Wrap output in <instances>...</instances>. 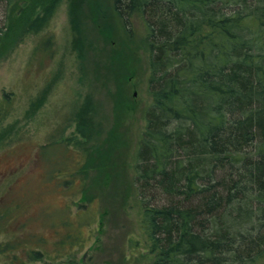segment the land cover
<instances>
[{"label":"trees","instance_id":"obj_1","mask_svg":"<svg viewBox=\"0 0 264 264\" xmlns=\"http://www.w3.org/2000/svg\"><path fill=\"white\" fill-rule=\"evenodd\" d=\"M17 3L0 0L6 10ZM113 8L125 28L135 19L145 28L151 102L133 180L151 264H263L264 0H113ZM118 92L110 94L115 106ZM93 103L84 96L72 118L84 137ZM7 112L1 107L0 119ZM65 127L35 149L47 171L42 189L63 195L88 183L82 158L73 160L77 151L62 138ZM75 205L53 211L55 234L64 237L56 252L80 245L70 222L85 204L73 212ZM44 248L25 251L30 263L50 255Z\"/></svg>","mask_w":264,"mask_h":264},{"label":"rangeland","instance_id":"obj_2","mask_svg":"<svg viewBox=\"0 0 264 264\" xmlns=\"http://www.w3.org/2000/svg\"><path fill=\"white\" fill-rule=\"evenodd\" d=\"M15 6H0V108L8 111L0 119V245L15 243L0 251V264H12L13 256L14 264H151L133 180L151 102L144 24L135 19L125 28L113 0H18ZM118 87L115 106L110 94ZM86 95L95 110L84 137L72 118ZM64 126L62 138L77 151L73 160L82 158L88 183L63 195L42 189L47 171L35 149ZM72 201L73 212L85 204L70 222L80 245L56 252L64 237L55 234L61 229L53 211ZM40 248L50 255L30 263L25 251Z\"/></svg>","mask_w":264,"mask_h":264}]
</instances>
